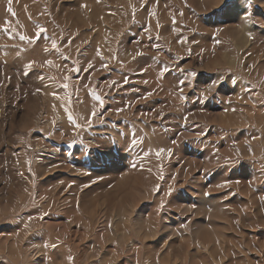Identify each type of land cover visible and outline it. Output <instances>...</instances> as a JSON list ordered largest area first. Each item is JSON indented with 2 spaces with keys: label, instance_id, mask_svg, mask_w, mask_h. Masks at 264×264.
<instances>
[{
  "label": "rangeland",
  "instance_id": "374dc122",
  "mask_svg": "<svg viewBox=\"0 0 264 264\" xmlns=\"http://www.w3.org/2000/svg\"><path fill=\"white\" fill-rule=\"evenodd\" d=\"M0 264H264V0H0Z\"/></svg>",
  "mask_w": 264,
  "mask_h": 264
},
{
  "label": "snow or ice",
  "instance_id": "6c2138e0",
  "mask_svg": "<svg viewBox=\"0 0 264 264\" xmlns=\"http://www.w3.org/2000/svg\"><path fill=\"white\" fill-rule=\"evenodd\" d=\"M8 11L11 12L12 9L9 7ZM44 31H46V30L43 29V28H41L40 31H39L38 33H36V36H35V40H36V41H38V40L41 38V34H42ZM21 39H25V37L22 36ZM69 43H71V41H69ZM52 46H53V48H56L55 41H53ZM78 51H79V50H78ZM139 54H140V53H138V55H139ZM48 63H51V61H48ZM29 67H30V65H29ZM91 67H92V65H91V63H90V64H89V68H91ZM102 67L107 68V65H102ZM74 71H78V69H74ZM24 74L27 75V72H25ZM64 79L67 80L68 77H65ZM125 82H127V81H125ZM181 83H182V82H181ZM64 87L66 88L67 85L65 84ZM37 91H40V89H37ZM53 95H56V93H53ZM96 99H97L98 101H100L101 98H100L99 96H96ZM101 104H103L102 101H101ZM119 111H121V109H117V112H119ZM92 115L95 116V115H97V114L94 112V113H92ZM101 115H102V114H101ZM69 120H71V116H69Z\"/></svg>",
  "mask_w": 264,
  "mask_h": 264
}]
</instances>
